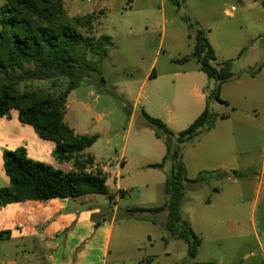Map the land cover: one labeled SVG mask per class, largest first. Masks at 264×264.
Returning <instances> with one entry per match:
<instances>
[{
	"label": "rangeland",
	"instance_id": "1",
	"mask_svg": "<svg viewBox=\"0 0 264 264\" xmlns=\"http://www.w3.org/2000/svg\"><path fill=\"white\" fill-rule=\"evenodd\" d=\"M70 1L72 9L69 2L65 7L69 16L97 15L93 33L82 31L84 36H108V57L69 96L74 118L68 122L78 134L97 137L89 154L103 167L110 163L109 191L118 193L120 185L126 192L118 200L110 192L96 194L90 202L96 219L110 220L116 212L112 247L123 242L119 255L127 259L115 264H136L153 256L160 259L148 264H195L194 259L197 264H264V0H179L180 7L169 0L164 5L161 0ZM4 3L0 0V40ZM185 17L198 23L216 47L214 65L229 58L235 74L233 81L222 86L221 97L227 104L213 99L210 104L212 111L229 118H218L210 132H203L182 149L187 176L195 179L200 169H206L244 177L231 175L186 192L182 217L202 244L192 258L187 255L188 245L176 240L170 258L164 255L162 240L170 234L167 213L130 214L128 210L161 206L167 199L160 170L148 168L161 161L165 144L144 118L143 101L147 97L161 111L172 109L179 115L195 106L193 83L184 81L195 63L179 61L194 51V34ZM87 58L96 63L99 56L89 52ZM152 72L161 77L146 82ZM202 75L209 82L204 86L209 96L216 81ZM67 84L68 79L54 88L49 80L25 81L19 90H64ZM200 150L206 162L198 157ZM51 158L40 159L53 166ZM122 158L124 165L117 163ZM8 184L0 168V188ZM8 245L0 243V255Z\"/></svg>",
	"mask_w": 264,
	"mask_h": 264
},
{
	"label": "trees",
	"instance_id": "2",
	"mask_svg": "<svg viewBox=\"0 0 264 264\" xmlns=\"http://www.w3.org/2000/svg\"><path fill=\"white\" fill-rule=\"evenodd\" d=\"M169 1L178 7L181 5L179 0ZM96 19L95 12L69 16L64 0H5L1 11L0 118L16 110L21 123L32 126L41 139L55 142L53 156L57 162L72 163L73 169L64 172L34 161L29 158L25 147L3 151L4 170L10 183L8 187L0 188V206L109 193L103 169L95 168L94 158L85 153L96 143L97 137L76 134L65 120L70 94L82 80L93 77L91 72H98L109 54L108 36L94 39L83 35L82 31L93 33ZM185 21L194 34V51L179 61H196L199 70L216 81V87L207 97V106L201 115L177 134L161 119L143 111L146 121L156 129V138L163 140L166 147L161 162L148 168L164 171L168 164L171 165L164 185L167 200L161 206L132 208L128 212L152 215L166 212L167 230L172 237L188 245V254L194 258L202 239L182 217L186 192L196 191L214 180H224L231 175L244 176L237 172L219 171L201 172L195 179L187 176L182 149L203 132H210L218 118H229L228 114L212 111L210 104L211 99L227 104L221 97L222 86L233 81L235 74L231 60L218 67L214 65L216 52L205 30L188 17ZM89 52L99 56L96 63L88 61ZM259 71L260 68L256 69L252 75ZM63 79H68L64 90H19L20 84L25 81L49 80L54 88ZM110 197L113 198L112 195ZM9 238V232H0V241Z\"/></svg>",
	"mask_w": 264,
	"mask_h": 264
},
{
	"label": "crops",
	"instance_id": "3",
	"mask_svg": "<svg viewBox=\"0 0 264 264\" xmlns=\"http://www.w3.org/2000/svg\"><path fill=\"white\" fill-rule=\"evenodd\" d=\"M165 1L167 0H161L163 5ZM64 2L65 7L68 2L71 5L70 0L68 2L64 0ZM225 13L228 16H232V12L228 9L225 10ZM146 31H149L148 27H146ZM208 40L214 48L217 57L218 51L216 47L209 38ZM226 61H230V59L227 58L222 63ZM194 63L195 66L189 69L185 73L186 76H184L186 77L184 78L185 82L193 83L194 108H190L186 114L179 115L177 111H173L172 109L167 110V112L161 111L157 106H154V103H152L154 101L150 102L147 97L142 103L147 114L151 117L161 119L176 134L188 128L207 106L208 94L205 92L204 86L209 82L205 80L202 75L205 73L199 70L196 61ZM160 77L161 75H154V72H152L146 78V82L151 79L158 80ZM14 111L16 113H11L9 116L0 118V168L4 170L3 151H14L20 147H25L30 159L44 163L40 158L43 159L51 155V161L54 162L52 163L53 166H50L64 172L71 171L73 169L72 163H59L54 158L55 142L41 139L32 126L19 121L18 112L16 110ZM73 118V112L68 99L65 120L69 124L68 120H72ZM76 134L78 133L76 132ZM92 147L88 148L85 153L91 155L89 154V150ZM202 151L204 150H200L198 157L206 162L205 152ZM165 154L166 147L165 151L161 152L160 158H163ZM92 157L95 160V168L100 167L103 169L107 177L110 163L108 162L103 167L96 157ZM118 162L124 165L126 164V159L122 158L121 160H117ZM185 165L187 175L190 176L186 161ZM170 169L171 165L168 164L164 171H160L162 186L165 185L166 173ZM218 171L230 173L228 170ZM201 172L216 171L200 169L196 173V177ZM120 188L119 185L117 187L118 193L116 194L108 189L112 196L115 197V200L123 197L126 193ZM93 197L94 195H87L78 198L26 201L0 206V232L10 233L9 239L0 241V243H9V247L6 248L4 254L0 255V264H115L125 261L127 258L119 255V251L123 249V242L120 246L116 245L115 249L112 247L117 229L116 212L111 215L110 220L106 218L104 221L96 219L94 206L90 204L93 201ZM162 240L166 244L164 255L170 257V248L178 239L169 234ZM260 246L262 247L261 243ZM187 255L190 257L189 254ZM159 259L160 257L153 256L141 261L144 263L138 262L136 264L155 263ZM193 263L197 264L195 259ZM182 264L187 263L184 262Z\"/></svg>",
	"mask_w": 264,
	"mask_h": 264
}]
</instances>
